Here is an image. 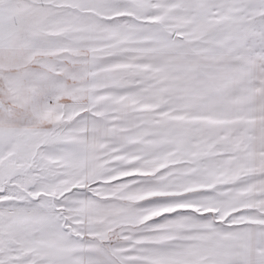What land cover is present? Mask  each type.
I'll list each match as a JSON object with an SVG mask.
<instances>
[{
    "label": "snow or ice",
    "instance_id": "obj_1",
    "mask_svg": "<svg viewBox=\"0 0 264 264\" xmlns=\"http://www.w3.org/2000/svg\"><path fill=\"white\" fill-rule=\"evenodd\" d=\"M0 264H264V0H0Z\"/></svg>",
    "mask_w": 264,
    "mask_h": 264
}]
</instances>
